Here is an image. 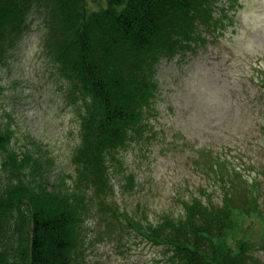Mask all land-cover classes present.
Returning <instances> with one entry per match:
<instances>
[{"label":"trees","instance_id":"trees-1","mask_svg":"<svg viewBox=\"0 0 264 264\" xmlns=\"http://www.w3.org/2000/svg\"><path fill=\"white\" fill-rule=\"evenodd\" d=\"M89 1L0 0V67L30 16L44 17L46 45L80 126L72 156L77 178L53 186L51 163L38 145L16 149L14 130L0 120V264L75 263L85 241L81 227L96 200L116 220L125 216L121 227L158 247L170 264H260L259 182L237 169L233 174L220 157L208 165L217 200L206 191L182 200L179 215L155 222L148 215L121 216L104 197L114 188L112 170L123 169L122 152L144 136L155 116L158 64L192 49L193 42L204 44L201 27L225 28L232 0L221 8L217 0H93L96 9ZM259 84L264 101V78ZM3 92L0 85V97ZM127 181L132 187L133 176Z\"/></svg>","mask_w":264,"mask_h":264},{"label":"rangeland","instance_id":"rangeland-1","mask_svg":"<svg viewBox=\"0 0 264 264\" xmlns=\"http://www.w3.org/2000/svg\"><path fill=\"white\" fill-rule=\"evenodd\" d=\"M217 2L221 8L226 1ZM88 5L97 8L93 0ZM226 5L225 28L212 32L201 27L204 44L193 42L192 49L158 64L155 116L144 136L122 152L123 169L112 170L114 188L104 196L107 204L118 207V215H148L155 222L165 214H181L182 200L202 198L205 191L216 201L220 192L208 165L219 157L229 162L233 174L237 169L244 179H257L264 210V101L259 84L264 78V0ZM27 25L0 67V120L14 130L16 149L38 145L51 163V185H70L77 178L72 156L79 144L78 115L48 51L44 17L32 14ZM128 176H133L132 187H126ZM90 208L81 227L85 241L80 258L73 264H170L158 247L121 227L125 216L116 220L97 200ZM262 240L256 249L260 264Z\"/></svg>","mask_w":264,"mask_h":264}]
</instances>
